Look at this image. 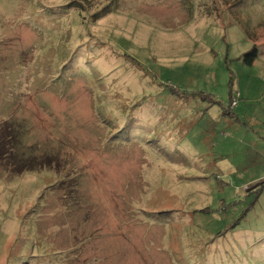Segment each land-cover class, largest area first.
I'll list each match as a JSON object with an SVG mask.
<instances>
[{
    "label": "rangeland",
    "instance_id": "obj_1",
    "mask_svg": "<svg viewBox=\"0 0 264 264\" xmlns=\"http://www.w3.org/2000/svg\"><path fill=\"white\" fill-rule=\"evenodd\" d=\"M0 264H264V0H0Z\"/></svg>",
    "mask_w": 264,
    "mask_h": 264
},
{
    "label": "trees",
    "instance_id": "obj_2",
    "mask_svg": "<svg viewBox=\"0 0 264 264\" xmlns=\"http://www.w3.org/2000/svg\"><path fill=\"white\" fill-rule=\"evenodd\" d=\"M255 58H256V53L254 51L252 53L244 55V61L248 64H252Z\"/></svg>",
    "mask_w": 264,
    "mask_h": 264
}]
</instances>
